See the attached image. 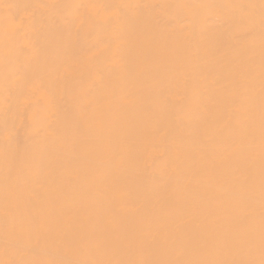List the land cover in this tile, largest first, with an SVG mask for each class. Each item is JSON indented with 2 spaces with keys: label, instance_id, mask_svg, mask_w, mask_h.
<instances>
[{
  "label": "bare ground",
  "instance_id": "obj_1",
  "mask_svg": "<svg viewBox=\"0 0 264 264\" xmlns=\"http://www.w3.org/2000/svg\"><path fill=\"white\" fill-rule=\"evenodd\" d=\"M0 264H264V0H0Z\"/></svg>",
  "mask_w": 264,
  "mask_h": 264
}]
</instances>
